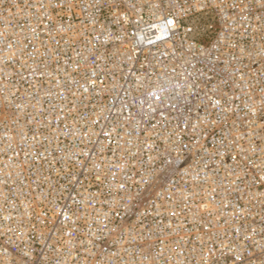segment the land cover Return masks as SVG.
<instances>
[{"label": "built area", "instance_id": "built-area-1", "mask_svg": "<svg viewBox=\"0 0 264 264\" xmlns=\"http://www.w3.org/2000/svg\"><path fill=\"white\" fill-rule=\"evenodd\" d=\"M0 264H264V0H0Z\"/></svg>", "mask_w": 264, "mask_h": 264}]
</instances>
